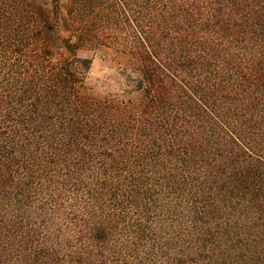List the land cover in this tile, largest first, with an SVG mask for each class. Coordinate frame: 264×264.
<instances>
[{"label":"trees","instance_id":"1","mask_svg":"<svg viewBox=\"0 0 264 264\" xmlns=\"http://www.w3.org/2000/svg\"><path fill=\"white\" fill-rule=\"evenodd\" d=\"M0 264H264V0H0Z\"/></svg>","mask_w":264,"mask_h":264},{"label":"rangeland","instance_id":"2","mask_svg":"<svg viewBox=\"0 0 264 264\" xmlns=\"http://www.w3.org/2000/svg\"><path fill=\"white\" fill-rule=\"evenodd\" d=\"M79 58L90 61L86 72V83L95 94L113 93L120 86L121 81L116 73L115 54L104 47L81 48L76 51Z\"/></svg>","mask_w":264,"mask_h":264}]
</instances>
